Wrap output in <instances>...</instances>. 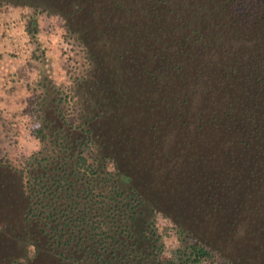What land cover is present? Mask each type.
I'll return each mask as SVG.
<instances>
[{
	"label": "trees",
	"instance_id": "16d2710c",
	"mask_svg": "<svg viewBox=\"0 0 264 264\" xmlns=\"http://www.w3.org/2000/svg\"><path fill=\"white\" fill-rule=\"evenodd\" d=\"M8 2L64 20L65 37L91 54L87 79L108 115L103 140L89 127L82 143L112 170L96 178L68 136L73 153L21 169L24 219H37L43 247L75 264H152L158 245L139 257L134 230L152 206L180 227L184 252L165 264L216 253L229 264H264V0H0ZM138 104L146 107L140 123L114 132L113 115ZM225 195L233 200L221 204L230 213L214 244L200 206Z\"/></svg>",
	"mask_w": 264,
	"mask_h": 264
},
{
	"label": "rangeland",
	"instance_id": "374dc122",
	"mask_svg": "<svg viewBox=\"0 0 264 264\" xmlns=\"http://www.w3.org/2000/svg\"><path fill=\"white\" fill-rule=\"evenodd\" d=\"M97 1L106 4L108 0ZM32 21L38 22L39 33L36 36L35 31L31 34ZM65 32L64 20L60 17L48 13L35 16L28 7L14 5L13 2L0 3V160L5 161L4 165H0V189L6 194L5 201H0V264H14L16 261L18 264L78 263V260L70 257L62 258L58 253L60 250L56 252L45 249V237L39 229L37 219H24L29 200L24 193L21 169L30 168L32 171L39 162L47 164V160L60 161L58 158L66 155V152L73 153L71 148H67L70 147L66 143L68 136L69 142L81 145L83 155L89 159L87 164H94V168L98 170L96 178L100 172L112 170L111 165L107 168V163L95 159V145L83 148V137L89 135L85 129L91 127L100 131L97 133L101 138L102 131H106L103 117L108 115L96 103L100 99L95 83L87 79L92 69L91 54L88 52L89 57H85L87 52L81 46L70 42L65 37ZM49 34L55 38L57 48V53L51 55L48 54L44 41L42 42V37L49 40ZM31 36L36 39L33 41ZM39 42L40 49L37 47ZM75 76L79 77L77 83H74ZM45 83L52 94L50 97L45 96L43 99L46 101L40 103L41 96L46 92L42 87ZM4 85L8 88H4ZM85 89L89 97L83 96ZM59 98H62L60 103ZM47 100L51 103L48 104ZM145 112L146 107L142 104L123 110L121 114H115L110 119L111 128L114 132L125 134L140 123ZM103 138L102 135L100 140ZM67 162L70 163L71 159H67ZM1 183H5L4 186ZM232 200L231 195H225L222 199L200 206L202 211L207 210L213 222L208 235L214 244L222 241L225 220L230 213L221 204H229ZM151 208L152 206L144 209L134 227L135 238L144 250V256L139 257H147V252L153 251L156 243L161 256L155 260L152 258V264H165V260L179 262V257L184 252L179 240L180 227L173 219L160 212L152 215ZM168 208L170 207L161 209L168 212ZM91 216L93 218L89 220L97 221L93 223L96 227L102 225L100 217L94 214ZM148 220L154 224L156 237L151 235L152 229L149 228ZM179 220L185 221L190 229L201 233L200 225L191 227L188 218ZM149 238L152 240L146 243L145 239ZM133 250L135 251L134 248ZM134 251L129 257L131 261L137 255ZM74 253L76 258L80 256L79 250H74ZM190 264L229 262L216 253L214 257Z\"/></svg>",
	"mask_w": 264,
	"mask_h": 264
},
{
	"label": "crops",
	"instance_id": "0c3cea01",
	"mask_svg": "<svg viewBox=\"0 0 264 264\" xmlns=\"http://www.w3.org/2000/svg\"><path fill=\"white\" fill-rule=\"evenodd\" d=\"M30 29H32L31 30V34H33V32L35 31V33H34V35L36 36L38 33H39V31H38V22L37 21H32V23H31V27H30ZM46 34V33H45ZM41 35V34H40ZM53 35L52 34H49V40H47V38H45V40L43 39V37H42V42L44 41V44H45V47H47V50H48V54L50 53V55L51 54H55V52L57 51V48L55 47L56 46V40H55V38H53L52 37ZM45 37V36H44ZM31 39L33 40L34 38H33V36H31ZM36 39V38H35ZM34 39V40H35ZM33 40V41H34ZM46 41V42H45ZM35 44V43H34ZM36 46H37V44H35ZM38 47V49H40L41 48V42H39V46H37ZM57 53V52H56ZM44 54H45V52H44ZM45 84H47V83H45ZM45 84H42V87H44V89H45V93H44V95H42L41 96V98L42 99H40V103H43V102H45L46 100L45 99H43L45 96H51L50 94H52L50 91V88H49V86H48V84L46 85V86H44ZM8 88V86H5L4 85V88ZM10 88V87H9ZM43 89V88H42ZM47 93H49V94H47ZM1 103V102H0ZM47 103L48 104H50L51 102H48V100H47Z\"/></svg>",
	"mask_w": 264,
	"mask_h": 264
}]
</instances>
